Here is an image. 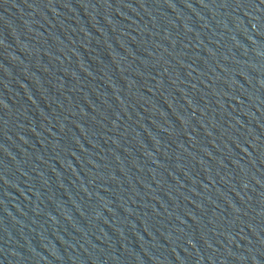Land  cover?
I'll list each match as a JSON object with an SVG mask.
<instances>
[{
    "label": "water",
    "instance_id": "1",
    "mask_svg": "<svg viewBox=\"0 0 264 264\" xmlns=\"http://www.w3.org/2000/svg\"><path fill=\"white\" fill-rule=\"evenodd\" d=\"M0 264H264V0H0Z\"/></svg>",
    "mask_w": 264,
    "mask_h": 264
}]
</instances>
